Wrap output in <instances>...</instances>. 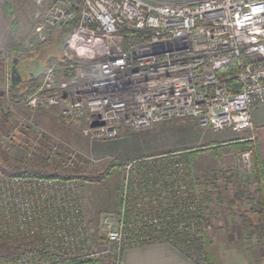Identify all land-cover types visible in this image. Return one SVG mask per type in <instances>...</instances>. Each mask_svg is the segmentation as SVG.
<instances>
[{"label":"built area","instance_id":"1","mask_svg":"<svg viewBox=\"0 0 264 264\" xmlns=\"http://www.w3.org/2000/svg\"><path fill=\"white\" fill-rule=\"evenodd\" d=\"M37 5L41 39L48 29L70 28L60 56L24 100L27 106H60L67 118L82 115L93 138L191 117L216 132L249 131L247 139L256 140L252 108L264 103V0H37ZM145 30L151 33L126 47V32ZM241 57L246 62L238 63L239 70L223 75ZM252 152L241 154L247 174L254 172ZM183 154L173 151L158 161L125 166L119 209L102 220L108 241L102 252L88 250L83 202L70 194L43 203L58 201L60 208L38 210L36 194L27 200L4 196L18 222H2L0 229L42 235L53 251L97 264H121L125 247L162 240L182 241L184 250L200 256L212 223ZM255 183L258 187L264 177ZM45 214L48 227L38 230L31 220ZM60 263L56 256L29 255L20 264Z\"/></svg>","mask_w":264,"mask_h":264},{"label":"rangeland","instance_id":"2","mask_svg":"<svg viewBox=\"0 0 264 264\" xmlns=\"http://www.w3.org/2000/svg\"><path fill=\"white\" fill-rule=\"evenodd\" d=\"M8 1L12 2L11 12L6 6ZM38 9L37 0H0V31L8 27L9 42L15 40L11 28L15 22L17 34L25 46L26 58L20 63L18 60L17 64L24 81L21 87L27 85V73L31 69L36 72L42 70L44 73L45 68L60 56L62 50L58 34H51V29L47 30L46 41L39 37L43 31L38 30L41 21L35 17ZM52 35L54 39L48 40ZM13 65L14 59L8 49L7 66L4 75L0 77V223L14 226L18 222L16 211L10 203L8 206L11 209L8 207V210L3 200L9 194L22 200L36 194L33 199L36 210L45 209L47 206L43 203L48 198L47 202L54 200L55 195L65 193L78 196L83 202L84 217L88 224V250L102 252L108 248L102 220L104 216L114 214L119 209L121 183L128 163L134 160L138 163L158 161L165 153L186 148L203 149V152L197 153L196 158L198 154L214 147L205 139L212 136L213 131L189 118L174 119L141 130L125 128L112 139L93 138L87 132L88 125L82 115L67 118L62 115L60 106L31 107L24 100L15 99L14 95L18 91L11 89ZM249 136V131L235 135L234 139L242 144L236 154H228L215 162L201 158L193 164L198 189L204 201V211L212 223L207 248L199 256L202 260L209 259L208 247L212 242L224 250L220 252L221 255L229 253L227 249L232 247L234 256H246L253 264H264L256 216L246 210L258 208L260 199V191L255 183L257 176L253 152L252 174L244 172L240 160L241 154L251 148L244 143ZM250 141L256 144L255 140ZM215 147L224 148L227 145L220 143ZM114 158L121 160L124 167L104 182H88L79 177L103 172ZM18 172L24 173L17 175ZM57 202L47 208L53 205L60 208ZM49 222L46 214L45 217L31 220L32 225H39L38 230L47 229ZM0 236V243H11L18 236L30 237L20 232L4 233L1 229ZM27 257L28 254L7 262L0 260V264H20Z\"/></svg>","mask_w":264,"mask_h":264},{"label":"trees","instance_id":"3","mask_svg":"<svg viewBox=\"0 0 264 264\" xmlns=\"http://www.w3.org/2000/svg\"><path fill=\"white\" fill-rule=\"evenodd\" d=\"M7 9L9 10V12L12 11V2L8 1L6 3ZM12 16V14H9ZM11 28H12V34L15 37V42L14 44L9 48V52L12 54V59L17 58V60H19V63L21 62L22 59H25L26 55H25V46L22 44L21 42V38L18 36V31H17V24L15 22H13L11 24ZM69 26H65L59 30L56 29H51V34L57 33L58 34V42H63L68 34L69 31ZM151 31L150 30H145L142 32H136V31H128L126 32V47L128 48L130 45L131 40L135 39V40H139L142 39L145 35L150 34ZM54 39L53 35L49 37L48 40ZM46 41V40H45ZM244 63L246 62V58L241 57L240 59L235 60L234 62H232L224 71H223V75H228L231 73H235L236 71L239 70V65L238 63ZM4 75V67L3 65L0 66V77ZM42 75H43V71L40 70L38 72L34 71L33 69H31L28 73H27V85H25L24 87H21V85L19 86H13L11 85V89L13 91H18V93L14 95L15 99L18 100H25L28 96H30L34 90H36L41 82H42ZM186 119V118H183ZM189 119H194L189 117ZM196 120V119H194ZM249 141V142H248ZM245 141V144H248L249 147H251V149L253 150V159L255 162V174L257 176L258 179L264 177V161L262 160L257 145L248 140ZM240 142L236 143L235 146L237 148V151H239L241 148V143ZM212 149L208 148L209 150L207 151H213V150H218L220 148H214L211 147ZM207 149V148H205ZM191 150V151H188ZM201 151H199V149H195L192 150L191 148L188 149H184V154H183V158L186 162L187 165V169L189 171H194V158L197 155V153L203 152V149H200ZM223 149H221L222 151ZM219 151V150H218ZM218 151H216V153H219ZM124 167V164L121 160H119L118 158H114L110 161V163L108 164V166L103 170V172L98 173V174H83V175H79V177H82L83 180L88 181V182H94V181H98V182H104L105 180H107L108 178H110L114 172H118L121 171ZM24 172H18L17 175H21ZM49 174H45V176H47ZM58 176H64L63 174H56ZM258 189L260 191V199H259V207L258 208H249L246 209L248 211H250L251 213H253L256 216V220H257V230H258V235L260 238V242H261V247L263 249V253H264V183H259L258 185ZM1 237V236H0ZM7 241V240H5ZM11 243H0V248L3 249V251L0 252V260L7 262L9 259H15V258H21V257H25V255H32V256H37V255H43V256H47V257H51L52 256H56L59 257L61 263L60 264H97V261L92 260V259H73L70 258L68 256H66L63 253H58L56 251H53L51 249V247L49 246V244L46 241V238L43 237L42 235H30V237H16V239H14L13 241H10ZM207 244V242H206ZM180 247H183V242L179 241L178 244H176ZM208 245V244H207ZM208 262L210 263L211 260L210 258L208 259ZM211 264V263H210Z\"/></svg>","mask_w":264,"mask_h":264},{"label":"crops","instance_id":"4","mask_svg":"<svg viewBox=\"0 0 264 264\" xmlns=\"http://www.w3.org/2000/svg\"><path fill=\"white\" fill-rule=\"evenodd\" d=\"M10 32V30H9ZM13 35V34H12ZM15 40L9 42L8 27L0 31V66H7V51L14 44ZM252 120L254 124V132L256 135V145L259 154L264 161V103L256 104L252 108ZM210 129V128H209ZM212 130V129H210ZM213 131V130H212ZM212 136L205 138L213 145L214 148L218 144H225L227 147L220 148L218 150L204 152L198 154L194 160L198 163L199 159L205 161H220L224 156L228 154H236L237 148L235 146L238 143L237 139H234L237 132L230 129H225L220 132L213 131ZM216 133V135H215ZM208 134V133H207ZM231 145V146H228ZM221 149H223L221 151ZM218 151L219 153H216ZM200 155V156H199ZM214 165V164H213ZM200 170V169H198ZM231 247V246H230ZM232 248V247H231ZM228 247V252L223 255L220 254L221 250L215 243H210L208 247V255L211 260V264H253L249 259L244 257H236L232 254V249ZM208 260H202L199 256L192 255L184 250L182 247L169 242V241H155L139 245H130L124 248L122 254L121 264H210Z\"/></svg>","mask_w":264,"mask_h":264},{"label":"water","instance_id":"5","mask_svg":"<svg viewBox=\"0 0 264 264\" xmlns=\"http://www.w3.org/2000/svg\"><path fill=\"white\" fill-rule=\"evenodd\" d=\"M17 64H18V60L17 58H14V65H13L12 73H11L13 86H18L23 81V76L21 72L19 71ZM98 123L102 124L103 122H94L93 125H96Z\"/></svg>","mask_w":264,"mask_h":264},{"label":"flooded vegetation","instance_id":"6","mask_svg":"<svg viewBox=\"0 0 264 264\" xmlns=\"http://www.w3.org/2000/svg\"><path fill=\"white\" fill-rule=\"evenodd\" d=\"M23 82H24V81H22V82L20 83V85H23ZM25 85H26V84H25Z\"/></svg>","mask_w":264,"mask_h":264}]
</instances>
